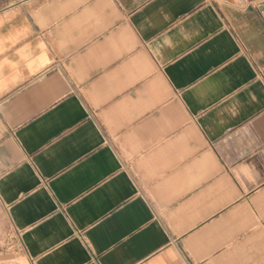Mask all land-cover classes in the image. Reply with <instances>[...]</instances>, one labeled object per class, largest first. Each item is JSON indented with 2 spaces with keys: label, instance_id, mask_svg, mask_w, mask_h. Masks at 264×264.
I'll list each match as a JSON object with an SVG mask.
<instances>
[{
  "label": "crops",
  "instance_id": "obj_1",
  "mask_svg": "<svg viewBox=\"0 0 264 264\" xmlns=\"http://www.w3.org/2000/svg\"><path fill=\"white\" fill-rule=\"evenodd\" d=\"M0 264H264V0H0Z\"/></svg>",
  "mask_w": 264,
  "mask_h": 264
},
{
  "label": "built area",
  "instance_id": "obj_2",
  "mask_svg": "<svg viewBox=\"0 0 264 264\" xmlns=\"http://www.w3.org/2000/svg\"><path fill=\"white\" fill-rule=\"evenodd\" d=\"M232 1L237 7L242 9L249 7L253 2V0H232Z\"/></svg>",
  "mask_w": 264,
  "mask_h": 264
}]
</instances>
